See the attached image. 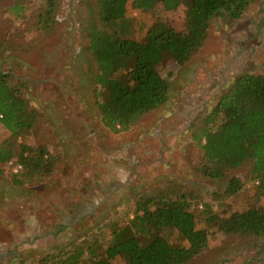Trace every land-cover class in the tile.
Segmentation results:
<instances>
[{
    "label": "rangeland",
    "instance_id": "374dc122",
    "mask_svg": "<svg viewBox=\"0 0 264 264\" xmlns=\"http://www.w3.org/2000/svg\"><path fill=\"white\" fill-rule=\"evenodd\" d=\"M95 1L0 0V71L23 80L24 97L44 117L32 138L18 140L15 147L44 146L57 160L50 176L22 187L11 184L20 171L16 159L0 165V264L37 260L79 238L106 241V226L125 224L134 198L167 182L184 186L195 198V211L211 204L224 218L251 209L264 214V193L251 180L248 165L213 184L197 176L191 163L192 131L222 91L240 75H264V0L236 21L214 18L206 45L186 66L163 57L156 70L169 84L166 105L119 134L100 123L93 84L96 65L85 51L86 33L98 23ZM50 3L55 25L44 33L39 16ZM126 17L139 42L156 18L172 27L184 24L183 8L142 13L128 7ZM98 95L99 101L107 100L105 91ZM8 139L0 127V146ZM231 178L239 181L240 191L212 202V193L220 198ZM197 230L207 233L208 247L190 264H264L263 239L228 238L203 221ZM163 234L173 247L184 245L177 234Z\"/></svg>",
    "mask_w": 264,
    "mask_h": 264
},
{
    "label": "trees",
    "instance_id": "16d2710c",
    "mask_svg": "<svg viewBox=\"0 0 264 264\" xmlns=\"http://www.w3.org/2000/svg\"><path fill=\"white\" fill-rule=\"evenodd\" d=\"M258 1L96 0L98 23L86 33L85 51L96 65L94 96L102 127L113 134L126 132L140 117L166 105L169 84L156 70L163 57L178 67L186 66L206 45L214 18L236 21ZM128 7L142 13H175L183 8L184 24L172 27L156 18L139 42L132 37ZM43 12L38 25L48 33L55 25L53 4ZM24 89L23 80L0 71V127L10 136L0 146V165L16 159L20 171L13 176L14 187L33 186L50 176L57 163L44 146L22 143L15 147L18 140L32 138L44 120L24 97ZM101 90L107 94L105 101L98 99ZM192 132L191 163L197 176L216 184L248 165L251 180L264 193V75L243 74L234 79ZM2 174L0 170V178ZM240 189L239 181L231 178L220 198L214 192L211 201L232 198ZM194 200L181 184L163 183L133 199L125 224L106 226V241L96 243L100 238L95 236L79 238L68 248L14 264H190L208 247L207 233L197 230L201 221L207 227L216 226L228 238L264 240V214L257 209L224 218L213 212L211 204L192 210ZM167 231L177 234L184 245L173 247L163 234Z\"/></svg>",
    "mask_w": 264,
    "mask_h": 264
},
{
    "label": "built area",
    "instance_id": "2783aa9c",
    "mask_svg": "<svg viewBox=\"0 0 264 264\" xmlns=\"http://www.w3.org/2000/svg\"><path fill=\"white\" fill-rule=\"evenodd\" d=\"M17 169L19 170V169H20V167H17ZM15 172H17V171L15 170Z\"/></svg>",
    "mask_w": 264,
    "mask_h": 264
}]
</instances>
